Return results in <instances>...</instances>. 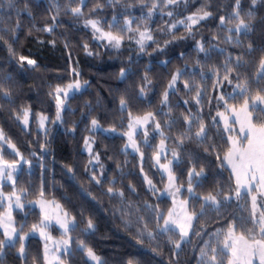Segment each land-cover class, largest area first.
<instances>
[{
	"label": "snow or ice",
	"instance_id": "1",
	"mask_svg": "<svg viewBox=\"0 0 264 264\" xmlns=\"http://www.w3.org/2000/svg\"><path fill=\"white\" fill-rule=\"evenodd\" d=\"M194 3L196 0H95L94 7L86 15L84 9L88 0H65L63 4L60 0H51L55 9L52 23L37 28V31L54 35L55 29L63 26L58 20V16L63 13L65 16L71 15L76 22L82 20L83 27L90 30L96 47L109 54H120L125 41L129 45L134 44L140 54L148 56L153 55V52H164L177 39L191 38L195 41L198 53L196 64L201 66L198 81L195 70L190 72L187 66L177 68L161 94L160 108L143 114L132 110V97L122 95L119 99L121 115L127 110V130L120 133L126 138L123 152L129 155L128 149H131L132 153L139 156V171L147 192L157 199L164 195L171 198L172 206L167 212L162 211L158 205L153 206L148 200L141 204L135 184L130 182L125 188L122 183L117 187L115 178L107 181L105 165L100 154L94 150L95 141L91 135L83 139L84 149L89 156L85 171L91 173L90 183L95 182L101 188L107 183L106 193L101 192V195L106 194L110 201L117 203L113 214L119 213L122 226L133 235L137 244H143L147 239L154 242L153 252L162 253L161 241L163 237H167L163 249L170 253L169 264H180L181 253L187 245H192L197 264H264V47L257 49L250 38L245 43V38L255 32L258 23L264 25V19L258 21L257 14L252 11L258 3H264V0H250L247 11L243 7V0H230L229 11L218 15L219 26L211 39L230 45L237 51H229L222 64L208 69L215 77L212 79L211 93L207 83L211 77L203 70L199 54L209 60L217 49L215 45L206 46L207 42L203 37L197 39L196 34L204 26L202 22L213 18L217 13L213 10L212 0H201L195 11L188 13L189 7ZM137 6L141 8V12L147 9L146 15L142 14L138 20L133 13ZM108 7L113 8L111 20L102 18L103 11ZM0 12L7 17L0 18V41L7 47L9 55L18 61L21 69L27 65L24 70L41 71V65L36 59L18 53L13 46L21 27V14L32 15L29 0H0ZM13 13H16L14 25ZM157 14L161 18H169L160 29V38L150 26ZM181 28L187 35H177ZM221 32L226 34L221 36ZM38 42L43 43L42 40ZM49 43L56 46L55 39ZM64 46L69 54L72 79L67 84L48 86V96L55 102V119L52 120L42 112L33 113L31 106L23 105L13 108L10 114V118L23 126L21 131L29 134L34 117L38 140L41 133L45 137V142L39 145L40 153L33 150L25 155L13 138L0 127V264H3L6 251L12 249H15L21 264H28L27 241L36 233L43 241L42 264H67L65 257L70 260L73 251L83 253L86 257L85 264H105L104 259L88 243V238L97 231L92 216L88 215L80 220L63 203L47 198L44 173L47 171L48 124H63V114L68 110L67 102L75 93L83 92L88 86V81L81 79L78 62L73 63L71 60V48L67 41ZM82 48L87 56L101 55L87 40H84ZM218 52L223 56L225 48H219ZM257 52L258 61L255 59ZM180 56L184 58V53L181 52ZM167 63L168 61H164L165 65ZM252 69H255L254 74ZM129 72L130 68L122 67L119 78L124 80ZM180 83H183L184 95L191 97V102L188 99L183 102L185 107L181 112L182 121L173 116L171 103V96L181 91ZM152 84L146 69L138 86V101L143 102L141 98L147 97ZM12 87L11 75L0 74V101L14 104ZM205 99L209 106L207 118L203 115ZM85 109L89 114L92 111L90 104H86ZM213 110L214 115L211 114ZM76 127L74 124L68 131L74 132ZM120 127L123 128V119ZM213 128L216 129L215 133ZM153 129L159 136V143L151 155L156 172L150 176L145 170L144 162L147 157L146 149L152 148L151 140L155 139ZM174 129L175 138L172 135ZM88 131L90 134L97 131L116 133L117 127L103 129L99 120L92 118ZM140 131L143 132L142 142ZM217 140L220 141L219 145ZM169 141L172 144L170 150ZM189 144L204 146L203 151L207 154L216 153L217 166L223 169L226 165L230 169L229 182L214 184L206 193H198L197 189L202 187L200 180L207 179L206 168L200 163V157L187 148ZM169 151L171 158L168 156ZM185 156L188 164L186 189L175 170L184 162ZM37 164L41 169V187L38 197L29 200L30 188L19 187V176L24 166H27L31 175ZM117 168L120 170L121 180L125 179L123 166L118 164ZM67 170L69 173L75 171L71 166ZM155 174H161V181L166 177L162 190L154 182ZM6 185H11L9 191H5ZM32 208H39V222L29 227L26 219ZM16 210L25 214L24 222H17L14 215ZM81 216H84L83 212ZM81 223L85 227L80 231L79 237L74 239L72 234L77 232ZM212 223L221 226L209 232L207 226ZM53 229L60 231V239H54ZM73 244L78 247L74 249ZM32 264H41L39 254L32 257ZM126 264L139 262L130 258Z\"/></svg>",
	"mask_w": 264,
	"mask_h": 264
},
{
	"label": "trees",
	"instance_id": "2",
	"mask_svg": "<svg viewBox=\"0 0 264 264\" xmlns=\"http://www.w3.org/2000/svg\"><path fill=\"white\" fill-rule=\"evenodd\" d=\"M32 15L21 14V27L17 32V39L14 47L18 53L34 58L41 65L42 70L32 71L19 67L18 61L12 58L7 50V47L0 41V74H10L13 82V97L14 104L0 101V127H2L7 135L13 138L22 152L27 155L31 151L40 153V143L45 142V137L40 134L39 140L36 135L37 124H31V134L27 131L22 132V125L10 118L13 108L20 106H31L33 113H44L49 115L52 120L55 119V102L48 96L49 85L57 83L67 84L72 76L69 70V54L65 48V41L68 42L71 48V60L73 63L78 62L81 73V79L88 81V86L83 92H77L67 102L68 110L63 114L64 123L48 124L50 128L47 148V171L44 173L47 198L60 201L72 211L80 220L91 215L97 226V231L94 235L88 238V243L92 245L105 261V264H126L128 259H134L139 264H169L170 253L163 249V244L167 242V237H163L161 241L162 253L152 251L154 242L147 241L143 244H137L133 235L130 234L122 226V218L119 213L115 215L114 210L118 206L116 202L110 201L108 196L101 195V192L106 193L107 183L104 188L95 185L91 180V173L85 171L88 165L89 156L83 152V139L85 136H92L95 141L94 150L101 156V161L105 165V175L107 181L116 179L117 187L123 184L127 188L131 182L135 184L139 190V201L142 204L145 200L151 202L153 206L158 205L159 208L167 212L170 207V200L167 197L161 196L159 199L154 197L152 193L147 192L146 186L143 183V178L140 175V160L137 155L130 153L125 155L123 145L125 138L120 134L127 127V110L123 116L120 112L119 99L122 95L132 97V110L143 114L145 111H156L160 108V98L163 93L171 74L177 68L187 66L191 72L195 70L197 81L201 66L196 64L197 50L195 41L191 38L179 40L171 43L164 52H153V55L148 56L140 54L134 44L129 45L125 41V47L120 54L115 52H106L102 48L96 47V42L92 41L91 32L83 27L82 20L76 22L71 15L58 16L63 26L55 29V34L44 33L37 31V28H43L46 24L52 23V15L55 12L51 4V0H29ZM61 4L65 0H60ZM201 0H196L192 4L188 13L195 11ZM95 0H88V5L84 9L86 15L90 9L94 7ZM230 0H212L213 10L217 13L213 18L202 22L203 27L199 29L196 38L203 39L207 42L206 46H216L217 51L212 53L211 59L205 60L203 54H199L203 70L211 79L207 81L209 93H211V83L214 79L212 72L208 69L216 64H222L228 52H236L237 49L230 45H225L221 41H213L212 35L216 34L219 20V14H226L230 9ZM245 11L250 8V0H243ZM257 14L258 21L264 19V3H258L256 8L252 9ZM135 18L138 20L143 14L146 15L147 9L141 12V8L137 6L133 10ZM188 13H183L187 15ZM113 16V8L108 7L103 11L102 18L111 20ZM0 18L7 19L6 14L0 12ZM169 18L164 16L161 18L159 14L155 15L150 22V26L156 32L158 38L161 36L160 29L164 27V22ZM16 22V13H13L12 23ZM123 17H121V24ZM31 31V35H29ZM226 33L221 32L224 36ZM177 35H187L181 28ZM256 45L257 49L264 47V25L257 24L254 33L249 34L245 38V43L248 39ZM55 39L56 46L53 47L49 41ZM42 40L43 43L38 42ZM87 40L94 50H98L101 55L87 56L84 54L82 44ZM163 44V39L160 40ZM154 47V46H153ZM219 48H225V53L221 56L218 52ZM151 50V49H150ZM184 53V58H181L180 53ZM259 52L256 53L255 59L258 61ZM131 58V63H129ZM164 61H168L165 65ZM122 67L130 68L128 77L124 80L119 78V72ZM148 70V76L152 79V90L148 92L147 97L141 98L143 102L136 99L138 86L141 79ZM254 74L255 69H252ZM181 91L174 93L171 96L173 106V116L178 117L182 121L181 112L184 111V100L188 99L191 102L190 96H185L183 91V83L179 84ZM149 100L151 104H149ZM90 104L92 111L87 113L85 105ZM193 107L195 104L193 103ZM167 111V109H165ZM215 114L214 110L211 113ZM203 115L209 117V106L205 99V107ZM92 118H97L103 129L111 126L117 127V132L113 134H105L102 131L91 133L90 121ZM163 119V116L160 117ZM123 119V128L120 127ZM77 125L74 132L68 131L73 125ZM175 129L173 130V138H175ZM215 133L216 129H212ZM222 131V125H221ZM168 133L166 132V135ZM155 135V134H154ZM159 136L155 135V139L151 140L152 148L146 149L147 157L144 162L146 172L152 176L156 170L153 167L151 160L152 151L158 143ZM211 143V141H209ZM217 144L220 141L217 140ZM223 148V145H220ZM168 147L171 149L172 144L169 141ZM204 146L195 144L187 145L190 151H194L200 157V163H203L206 168V180H200L202 187L197 189L198 193H206L210 187L217 183L229 182L230 171L224 167L223 169L217 166L216 153L207 154L203 151ZM222 155V153H221ZM123 166V173L126 178L121 180L120 170L117 165ZM74 168V173L68 172V167ZM187 156L175 170L180 178V183L187 185ZM199 167V164L197 165ZM154 182L158 185H163L161 175H154ZM19 187L30 188L28 199H36L41 187V169L39 164L33 169L32 174L24 166L23 172L19 176ZM11 189L10 186H8ZM91 192V195H89ZM93 196L95 199H93ZM27 202V201H25ZM198 210V205H197ZM81 212L84 216H81ZM17 222L25 221V214L16 215ZM39 222V211L37 208H32L27 215L26 223L30 227L33 223ZM155 222H153V227ZM220 224L212 223L208 225V231L211 232L215 228L220 227ZM85 225L81 223L80 228L76 233H73V238L79 237L80 231ZM27 230V229H26ZM135 232V229H133ZM207 239V237H205ZM29 260L28 264H32V257L39 254L42 264L43 242L37 236H32L28 241ZM78 245L73 244L75 249ZM170 247V245H169ZM198 255V252L196 253ZM67 264H85L86 257L82 252L73 251L70 260L65 257ZM196 260L193 257L192 245H187L180 256V264H195ZM3 264H21L17 258L15 249L6 251L3 257ZM174 264V262H173Z\"/></svg>",
	"mask_w": 264,
	"mask_h": 264
},
{
	"label": "rangeland",
	"instance_id": "3",
	"mask_svg": "<svg viewBox=\"0 0 264 264\" xmlns=\"http://www.w3.org/2000/svg\"><path fill=\"white\" fill-rule=\"evenodd\" d=\"M58 123V122H57ZM23 127V126H22ZM127 130V127H126V129H125V131ZM103 133H105V134H113L112 132H105V131H102ZM153 134H155L154 133V129H153ZM155 135H157L158 136V134H155ZM139 137H140V141L142 142L143 141V132L142 131H140L139 132ZM125 138V137H124ZM125 140H126V138H125ZM158 143H159V139H158ZM157 143V144H158ZM169 148V147H168ZM83 152L84 153H86L87 155H88V153H87V151L84 149V145H83ZM169 150H170V148H169ZM128 151L130 152V153H132V151H131V149H128ZM132 154H134V155H137L136 153H132ZM138 156V155H137ZM168 156H169V158H171V155H170V151H169V153H168ZM139 157V156H138ZM225 167L227 168V166L225 165ZM26 168H27V166H26ZM28 169V168H27ZM229 171H230V169H228ZM161 175V174H160ZM166 182V177L164 178V181H163V184ZM8 186H10L11 187V185H6L5 186V191H9L10 189H9V187ZM158 187L162 190L163 189V185H161L160 186V184H158ZM185 187V189H186V187H187V185L186 186H184ZM185 195H187V192L185 191ZM164 197H167L169 200H170V202H171V198L170 197H168L167 195H164ZM26 204H27V202H25ZM172 205L170 204V207H171ZM38 209V211H39V208H37ZM21 214H23V212H20L19 210H16L15 211V213H14V215H15V218H16V215H21ZM52 235H53V237H54V239H60V231L58 230V229H53V232H52ZM33 236H37V237H39V234L38 233H36V234H34ZM40 238V237H39ZM43 242V241H42ZM195 264H197V262H195Z\"/></svg>",
	"mask_w": 264,
	"mask_h": 264
}]
</instances>
